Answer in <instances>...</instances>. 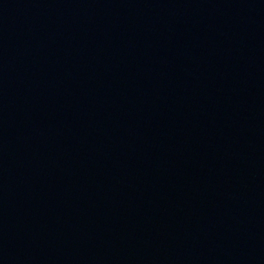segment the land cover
Here are the masks:
<instances>
[{
  "label": "water",
  "instance_id": "water-1",
  "mask_svg": "<svg viewBox=\"0 0 264 264\" xmlns=\"http://www.w3.org/2000/svg\"><path fill=\"white\" fill-rule=\"evenodd\" d=\"M0 264H264V0H0Z\"/></svg>",
  "mask_w": 264,
  "mask_h": 264
}]
</instances>
